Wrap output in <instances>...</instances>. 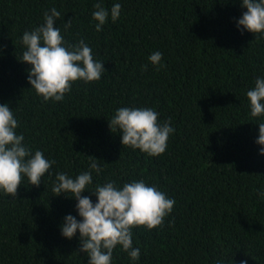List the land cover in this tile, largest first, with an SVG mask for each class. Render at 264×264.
I'll return each instance as SVG.
<instances>
[{"label":"trees","instance_id":"trees-1","mask_svg":"<svg viewBox=\"0 0 264 264\" xmlns=\"http://www.w3.org/2000/svg\"><path fill=\"white\" fill-rule=\"evenodd\" d=\"M96 2L0 0V104L13 109L33 153L56 161L39 187L25 177L18 197L0 192V264H88L79 232L61 233L65 216L81 219L78 202L52 191L56 172L74 178L89 170L88 156L102 169L89 190L142 179L176 201L163 227L133 229L139 261L117 246L112 264H264V155L256 143L264 116H250L246 96L264 77V38L238 28L242 0H103L122 10L101 32ZM53 7L65 40L84 39L106 71L99 81L75 82L63 101L44 102L28 82L31 65L17 58L24 32ZM157 51L159 70L148 60ZM121 107L152 108L161 124L171 120L162 155L122 145L108 121Z\"/></svg>","mask_w":264,"mask_h":264},{"label":"clouds","instance_id":"clouds-1","mask_svg":"<svg viewBox=\"0 0 264 264\" xmlns=\"http://www.w3.org/2000/svg\"><path fill=\"white\" fill-rule=\"evenodd\" d=\"M241 7L247 11L238 20L237 26L255 35L259 41L264 38V0H242ZM92 18L97 23L95 30L101 32L109 16L115 23L121 15V4L115 3L110 10L103 6V0L94 4ZM61 13L55 7L45 10L43 23L22 36L24 50L17 58L21 63L31 65L28 82L31 89L42 97L44 102L63 101L71 93L77 81L92 83L99 81L106 71L104 63L96 60L91 47L84 39L73 43L65 40L59 27H55ZM72 27V20L64 23V31ZM162 53H152L148 60L151 64L165 67L161 63ZM148 65L143 66L147 71ZM254 87L246 96L250 106V116H264V77H258ZM109 127L114 133H122L123 146L139 149L150 157H158L167 149L170 135L175 129L171 120L161 124L159 113L152 108H118ZM19 122L8 104H0V192L13 198L18 197V188L26 177L32 186L39 187L42 177L50 172L55 160L47 159L41 150L34 153L25 143L24 135L17 134ZM260 154L264 155V122L259 123ZM89 170L70 177L66 172H56L52 191L56 196L64 193L78 203L76 209L80 220L69 214L61 224L65 238L73 239L79 232L80 252L86 253L88 264H112L113 253L117 246L126 252L133 261H139L141 252L133 247V229L143 227L151 231L161 228L176 201L169 198L156 185H148L144 180H134L117 187L114 181L93 184L92 173L102 171L99 160L88 156ZM264 188V186H262ZM90 191L97 197L93 203ZM261 198L264 191L258 190ZM174 222V221H173ZM221 264V262H218ZM247 264V260L240 261Z\"/></svg>","mask_w":264,"mask_h":264}]
</instances>
